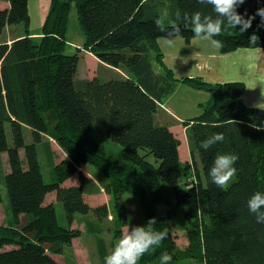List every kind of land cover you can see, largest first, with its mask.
<instances>
[{
	"label": "trees",
	"instance_id": "trees-1",
	"mask_svg": "<svg viewBox=\"0 0 264 264\" xmlns=\"http://www.w3.org/2000/svg\"><path fill=\"white\" fill-rule=\"evenodd\" d=\"M2 1L7 4L0 7V34L15 23H23L24 31L0 41V155L6 154L8 164L3 174L0 170V202L1 183L8 200V219L0 224V264H64L54 254L61 255L80 236V229L71 225L75 215L108 217L106 204L91 206L84 197L92 184L91 175L81 169L85 164L104 178L103 188L122 223L126 224L123 195L132 193L144 205V224L155 218V230L167 231V238L138 264H161L164 253L172 257L169 264L184 259L264 264V224L257 223L247 208L253 193L264 194V107L244 102L241 81L177 79L162 63L158 39L167 33L157 29L156 21L162 29H169L173 21L180 24L176 36L190 42L194 34L190 24L182 23L183 15L199 12L216 19L212 6L198 0H49L39 35L33 36L28 0ZM72 2L83 40L69 53L65 46ZM258 8H264V0H245L237 8L245 18L255 17L247 31L222 25L215 37L221 52L264 49ZM252 35L256 37L250 40ZM81 50L124 74L78 77ZM151 57L162 63V70L155 71ZM181 82L209 94L198 114L181 121L189 148L184 161L180 138L169 123L156 119L160 104ZM95 122L118 144L115 151L92 134ZM215 133H223L224 141L201 149V141ZM52 140L65 157L58 156ZM221 154L238 156L236 175L223 188L208 176ZM75 175L76 183L66 185ZM52 191L62 204L67 226L59 223L54 203L44 204ZM155 206L162 211L156 213ZM180 207L183 220L178 217ZM179 219L186 235L183 245L174 235ZM97 242L104 264L108 252L99 237Z\"/></svg>",
	"mask_w": 264,
	"mask_h": 264
},
{
	"label": "rangeland",
	"instance_id": "rangeland-1",
	"mask_svg": "<svg viewBox=\"0 0 264 264\" xmlns=\"http://www.w3.org/2000/svg\"><path fill=\"white\" fill-rule=\"evenodd\" d=\"M7 4L6 1L0 0V7L5 6ZM49 7V0H28V10L30 14V22H29V30L33 33V36L39 35V28L42 24V18L45 17V14ZM24 31L23 23H15L10 24L6 27L3 32L0 34V41H7L11 40L12 37L19 36ZM35 33V34H34ZM165 36H161L158 39L160 50L162 52V58L164 59V55L166 51H162L165 49H169L172 51H181L187 47L186 43L183 42V38L180 36H175L174 41L175 44L173 47H168L164 44L163 39ZM66 39L67 43L65 46L66 52L73 53L76 51V46H79L77 42H81L83 40V32L81 31L78 20H77V12L75 4L72 2L70 4L69 12H68V23H67V30H66ZM217 40V38L214 37ZM72 42V45L70 43ZM76 43V45H74ZM196 46L201 50H213L214 46L211 41L197 39L195 38L189 48H193ZM221 52V51H220ZM223 53V52H222ZM156 57H151V62L155 69L162 70V63L158 64L156 61ZM163 61V60H162ZM97 67V62L95 58L84 51L79 52V67H78V77H85L88 76L91 72H94L95 68ZM103 67L102 65L98 68V73L103 76ZM157 71V70H156ZM116 72L124 74L121 70L116 69ZM181 75V74H180ZM174 77L177 79H181L183 77H200L202 80H205L203 77L199 75H181L178 76L174 73ZM206 81V80H205ZM209 82V81H206ZM183 83V82H181ZM213 83V82H210ZM219 83V82H214ZM203 90L204 89H198ZM207 92V91H206ZM244 92V91H243ZM202 95L197 92L191 91V89L184 84H180L178 90L175 92L170 106H172L176 114L179 117L185 119L191 116L198 114L201 110V105L197 106L196 102L202 99ZM166 98V97H165ZM205 100V99H204ZM203 100V104L206 103ZM194 103L195 105L191 104ZM202 104V103H201ZM197 106V107H196ZM161 117H164L165 120L173 121L170 116H166V114L160 110L159 114L157 115V120L162 121ZM174 133L180 138V156L181 160L184 161L187 157H189V148L186 141V135L184 132V127L182 125L181 120L178 121L177 124L174 125L172 128ZM92 134L95 135L100 141L104 142L106 148L109 151H115L118 148V144L110 140L106 135L105 131L103 130L102 126L95 122L92 128ZM52 148L57 150L58 156L65 157L64 152L56 145L55 141L52 140ZM56 156L59 160V157ZM152 159V157H151ZM93 167L85 164L81 165V169L87 173V175H91L92 184L88 187L87 193L84 194L85 199L91 206H98L101 204H106L108 207V217L103 218L101 220H97L93 217V215L89 214L86 215H75V219L71 224L73 228H79L81 231L80 236L74 238L71 242L70 246L64 248V252L61 255H55V259L60 261L64 264H101L99 259V246L97 242V238L99 237L103 242L104 249L108 252L107 254H111L115 244L121 237V234L131 227L134 226H145V213H144V205L140 199L135 194L132 193H124L123 195V209L122 215L123 218H126V224L120 221V212L119 209L114 206L113 201L109 193H106L103 188L104 178L98 174L96 171L92 169ZM8 169L7 158L4 152L0 155V170L3 174L4 171ZM44 178L48 179V174L46 169H43ZM77 176H73L65 181V184L68 183H76ZM1 190L3 195V200L0 202V224H4L7 222L8 214L6 210V205L8 204V200L5 196L6 190L4 183H1ZM54 203L58 221L61 225L67 226L68 220L65 216L62 204L60 201H56L55 192H49L46 194L44 199V204ZM156 213H160L162 211V207L155 206L154 207ZM183 207H180L178 212L180 217L183 220L182 216ZM82 217V218H80ZM177 217V218H178ZM21 223L23 222L24 218L21 217ZM120 225V232L118 236L115 235V230ZM117 226V227H116ZM20 227V226H19ZM174 235L176 237V242L179 245L186 244V235L184 230V224L181 220H177L174 224ZM176 264H200L199 262L192 260V259H184Z\"/></svg>",
	"mask_w": 264,
	"mask_h": 264
},
{
	"label": "clouds",
	"instance_id": "clouds-1",
	"mask_svg": "<svg viewBox=\"0 0 264 264\" xmlns=\"http://www.w3.org/2000/svg\"><path fill=\"white\" fill-rule=\"evenodd\" d=\"M245 0H198L202 5L212 6L216 13V19L211 16H203L199 13H193L191 16L184 14L182 23L190 24L194 37L211 41L214 46H219L220 41L214 39L221 34L222 25L228 24L233 28H239L241 32L247 31L251 27L254 16L242 15L237 12V8L244 4ZM261 18V26H264V8H258L256 14ZM181 19L180 13H177V20ZM158 30L165 31L167 35L163 42L168 47L175 44L174 37L179 35L181 25L175 21L172 22L169 29L160 28V22L156 21ZM256 37L252 35L250 40ZM224 141L223 133H215L205 140L201 141L199 147L205 151L217 143ZM238 156L235 154L217 155L213 165L208 170V176L211 182L217 187H225L229 181L236 175L234 167ZM247 208L251 214H254L257 223L264 224V194L255 192L247 200ZM157 223L155 218H150L145 226H134L124 231L120 239L115 244L111 254L104 259V264H138L141 257L159 246L168 236L167 231H157L153 227ZM172 257L164 253L161 257V264H169Z\"/></svg>",
	"mask_w": 264,
	"mask_h": 264
},
{
	"label": "crops",
	"instance_id": "crops-1",
	"mask_svg": "<svg viewBox=\"0 0 264 264\" xmlns=\"http://www.w3.org/2000/svg\"><path fill=\"white\" fill-rule=\"evenodd\" d=\"M44 18H42L43 21ZM35 34V33H34ZM186 43L187 47L181 51H172L169 49L162 50L166 51L164 55L163 64L170 68L176 75H199L203 77L206 81L209 82H227V81H241L245 85L242 98L244 102L248 105L261 106L264 107V49L261 47L246 48L239 47L233 51L222 53L219 48L220 45L214 47L213 50H201L194 46L189 48L193 40ZM10 41V38L9 40ZM82 42V40H81ZM81 42H77L81 45ZM71 45L72 42L70 41ZM76 45V43L74 44ZM86 52V51H84ZM87 54L93 56L97 62V67L94 72H91L90 76H93L98 73V68L100 65L103 67V76H107L113 73H116L115 67H112L106 63L100 61L94 54L91 52H86ZM153 65V64H152ZM155 69V67H153ZM160 71L155 69V71ZM181 74V75H180ZM179 83L175 91L167 96L163 102L160 104L161 110L170 116L173 121H166L164 117H161L162 121L169 123L170 127L173 128L178 121H182L183 118L179 117L178 114L173 110L174 108L170 106V102L178 90ZM191 91L197 92L202 95V99L196 102L197 106L208 101L209 94L206 91L198 90L187 84ZM202 103V104H201ZM195 105L194 103H191ZM196 106V107H197Z\"/></svg>",
	"mask_w": 264,
	"mask_h": 264
}]
</instances>
